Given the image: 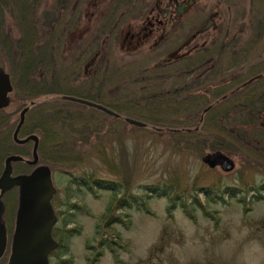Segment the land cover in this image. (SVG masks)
Listing matches in <instances>:
<instances>
[{
  "label": "rangeland",
  "instance_id": "rangeland-1",
  "mask_svg": "<svg viewBox=\"0 0 264 264\" xmlns=\"http://www.w3.org/2000/svg\"><path fill=\"white\" fill-rule=\"evenodd\" d=\"M142 1L145 4L153 2ZM213 1H207V5L209 2L212 5ZM137 2L138 0H64L63 20L56 25L53 34L48 33L45 25H39L37 29L43 41L53 36V71L50 70L48 76L57 80L55 90L101 99L114 107L121 116L117 119L77 102L59 104L64 106L68 114L80 115L90 129H95L90 140L84 139L83 142V160L87 164L84 170L92 172L91 168H96L103 175L101 170L104 166L97 153L101 145L106 147L109 155H113L115 162L123 170L122 176L127 179V183L122 182L121 190L115 193L95 186L92 190H87L77 180L72 181L74 177H79L77 170L80 169L70 167L54 170L47 164L51 168L55 186L51 200L55 213L64 211L65 228L75 229L65 241L68 251L56 252L49 258L50 263L59 264L64 259L68 261L66 264H264V198H256V190L249 188L264 182V144L258 138L248 137L243 139V145L228 143L226 148L219 150L234 160V169L225 172L219 167L209 168L201 161L204 154L215 151L209 149V135L203 134L196 141L197 138L184 134L176 137L172 130L160 129L161 124L169 121L179 127L183 125L181 123L188 114L186 106L182 109L184 104L178 101L172 104V101H153L154 96L157 98L167 90L187 86L193 76L206 69H211V72L204 74L206 80L210 79V84L215 85L234 78L246 68H255L261 44L256 35L258 25H263L261 36L264 37V24H260V21H264V0H222L221 5L228 12L225 34L216 40L215 45L209 44L211 50L203 58H182L168 64H165V60L179 42L164 45L156 51L149 50L146 45L129 54L126 52L128 43L123 32L125 24H119L120 34L116 39L112 35L108 36L109 20L105 18L108 9L112 7L122 11L138 4ZM40 4L36 18L49 6L56 5L54 0H40ZM204 17L205 15L199 16V20L204 22ZM3 31L12 38L18 36L15 20L9 14L3 22ZM215 33L216 35L212 33V38L218 37L222 32ZM222 40L225 46L220 51ZM94 55L97 59L92 65H87ZM4 68L9 72L7 60ZM210 74L212 76L209 78ZM42 75L43 70H39L38 76ZM199 79L204 80V76ZM206 94L205 98L199 95L194 97L198 102L196 107L201 104L198 113L206 103L211 102ZM63 95L73 94L40 95L35 100H65ZM7 109L13 112L15 120L19 118L20 103L18 105L14 101ZM164 109L171 112V116L158 118L159 112ZM152 110L158 113H153L158 117H150ZM244 111L242 109L241 113ZM125 117L146 123L148 122L144 119L149 117L156 119L155 123L158 125L150 126L148 123L141 127L126 122ZM244 121V114L239 116L238 112H231L225 124L232 129L244 131ZM19 137L23 138L21 135ZM29 147L31 149L32 142ZM198 173L200 186L216 183L235 186L241 190L232 197L224 195L225 201L219 198L207 201L205 194L200 192L199 198L211 212V216L203 215L200 209L193 206L194 217L189 218L180 207L169 217L166 213L168 199L146 193L141 187L177 178L182 186L190 188ZM217 194L220 195V192ZM260 194L264 196V193ZM123 195H127L129 201H132L129 195L140 196L139 203L144 202L151 214L140 205L137 208L132 202L129 207L113 211L122 221H110L107 207L114 196L118 198ZM242 196H246L245 202L237 201ZM63 201L68 203L61 205ZM16 206L17 204L10 221L3 213L7 234V246L3 255L5 263L10 253ZM61 220H57L58 223ZM102 239L108 240L111 247L99 245Z\"/></svg>",
  "mask_w": 264,
  "mask_h": 264
},
{
  "label": "trees",
  "instance_id": "trees-1",
  "mask_svg": "<svg viewBox=\"0 0 264 264\" xmlns=\"http://www.w3.org/2000/svg\"><path fill=\"white\" fill-rule=\"evenodd\" d=\"M63 1L64 0H54L56 5L49 6L46 11L40 14L41 16L36 18V12L41 6L40 0H0V66L4 67L5 60L9 62V74L13 84L9 106L16 101L18 105L20 103L21 110L24 106L29 104L30 100L34 101L33 105H29L25 120L19 130V136L25 137L32 133L39 136L37 149L39 162L48 164L54 170L76 167L80 169L77 170L79 177H74L72 181L77 180L76 182L81 186H85L87 190H92L93 186H95L115 193L121 190V183H127V179L122 176L123 170L121 166L115 162L113 155L111 156L108 154L106 147L100 145L97 151V153H99V160L104 166L101 170L104 176L100 175L96 168H91L93 170L92 172L84 170L87 164L86 161L84 162L83 160L84 152L82 149L85 146L83 142L87 139L90 140L95 129H90V126L83 121L80 115L68 114L64 106L59 105L60 103L67 105L66 103H71L69 101L60 99L35 100V98L40 95L46 96L53 93H67L101 103L114 109L110 104H106L101 101V99H95L92 96L57 91L55 90V87L58 85L56 82L57 80L55 77L48 76L50 70L53 71V65L51 66V63H53L52 55L55 44L52 35L43 41L37 29L39 25H45L48 28V33L53 34L56 25L63 20ZM7 14L14 18L17 25L18 36L16 38L10 37L6 31H3V22ZM203 57L204 56L201 58ZM39 70H43V75L45 77L43 75L41 77L38 76ZM241 78H243V76L239 75L238 79ZM238 82H240V80H238ZM210 83H212L210 79H205L199 83L192 79L190 83L186 84L187 86H182L181 89L167 90V92L158 95L157 98L154 96L153 101H165L167 103L172 101L171 104L178 101V103L184 104L182 109L186 106L188 110L186 119L182 121V123L180 122L183 125L179 127V125H174L169 121L166 124H161L160 129L167 131L172 130V133H174L176 137H182L180 134H184L189 137L197 138L196 141H199L198 138H201L203 134L209 135L211 139L209 143L210 150L226 148L228 143L243 145L244 141L241 138L243 130L239 128L235 130L225 124L231 112H238L239 116L242 114L241 112L244 108L240 105L242 99L239 97V94L233 95L225 105H223L224 101H217L213 108L206 112L204 119L199 121L198 114H200L201 111L198 113V107L199 105L201 106V104L196 107L198 104L197 100L194 99V97H196V91L198 89L202 90L203 86L207 87L208 95L206 97L209 96L208 98H217L219 95L226 92L225 88H220V85L223 83H216L215 85ZM195 86L198 87L195 89ZM202 98L205 97L203 96ZM114 111L116 110L114 109ZM153 113L158 114L152 110L150 117H152V115L158 117V115ZM170 113L171 112H167V110L164 109V111L159 112L158 118L162 119L164 116H171ZM18 119L15 120L13 118V112L9 111L7 108L0 110V173L3 169L6 156L14 153L24 157H31L32 147L30 149V142L17 144L13 140L12 134ZM144 120H146L150 126L158 125L155 123L156 119L152 120V118L145 117ZM148 123H146V126ZM193 123L195 124L193 125ZM235 131L238 132L236 133ZM231 132L234 133L231 134ZM256 135L257 138L259 136L258 139L264 141L263 131H258ZM47 151L50 152L47 154ZM31 169L32 166L24 161L13 163L14 173L29 172ZM199 179L200 173L195 176L190 188L182 186L180 180L177 178L163 180L162 182L158 181L155 184H145L141 187L146 193H154L156 196L166 197L168 199L169 204L166 207V213L169 217H172V212L177 207H180L184 215L189 218L194 217L193 206L194 208L200 209L203 215L211 216V212L206 209L199 198L200 192L205 194L207 201H214L215 198L225 201L224 195L232 197L237 191L241 190L235 186L216 183L200 186L198 184ZM243 182L246 184L244 179ZM249 188L256 190V198H263L259 192L264 190V182L258 185H251ZM217 192H220V195H218ZM129 197H132V201L128 200L127 195L119 196L118 198L114 196V199L107 207V214L110 221L113 219L122 221L119 215L113 214V211L125 206L129 207L132 205V202L135 203L137 208L140 205L146 212L151 214L144 205V202L139 203L140 196L129 195ZM188 199L191 200L189 201ZM240 200L245 202V196L237 198V201ZM3 201L5 204L4 215H6V218L10 221L15 205L17 204L16 191L10 190L7 192L4 195ZM67 203V201H63L61 205ZM71 206L76 205L71 204ZM64 213V211L56 212L58 220L60 218L62 220L61 223L57 221L52 228V235L57 241V247L50 253V257L56 252L62 251L66 253L68 251V246L65 241L73 234V231H75L73 228H65ZM99 245L105 248L111 247L108 240L103 239L99 241ZM67 262V260L61 259L59 264H66ZM4 263L5 257L3 256L0 259V264Z\"/></svg>",
  "mask_w": 264,
  "mask_h": 264
},
{
  "label": "flooded vegetation",
  "instance_id": "flooded-vegetation-1",
  "mask_svg": "<svg viewBox=\"0 0 264 264\" xmlns=\"http://www.w3.org/2000/svg\"><path fill=\"white\" fill-rule=\"evenodd\" d=\"M207 1L210 0H153L152 3L145 4L142 0H138V4L131 5L126 10L120 11L119 8L111 7L105 15V18L109 20L107 23L109 25L108 36L112 35L111 37L116 39L120 34L119 24L123 23L125 24L123 32H125L124 36L128 43L126 52L129 54L141 50L146 45L149 50L156 51L164 45L170 46L179 42L169 52L165 64L189 57L199 60L211 50L210 45H215L216 40L225 34L224 29L227 28L226 17L228 16H226L227 11H224L221 5L222 0H214L212 5L210 2L207 5ZM202 15H205L204 22L199 20V16ZM262 23L264 24L263 20L260 21V24ZM216 31L222 33L212 38L213 34L216 35ZM261 33H263V25H258L256 35L257 41L260 40L261 44L258 48L259 53L256 55L255 68H246L239 72V75L243 76L241 79H238L239 75H237L224 81L220 88H225L226 92L217 98L210 97L211 102L204 105L198 117L199 121L201 118L204 119L206 112L211 110L217 101L226 102L233 95L239 94L242 99L240 105L245 110L242 113L245 116L242 139L247 137L257 139L256 133L264 132V43L262 42L264 37ZM220 46H222L220 48L222 51L225 46L223 40ZM96 59L94 55L87 65H92ZM206 70L193 76V80L198 83L204 81L207 78L204 74L211 72V69ZM202 76L204 80L199 79ZM210 76L212 74L208 75L209 78ZM207 90V87L202 90L198 89L196 96L203 97ZM114 117L121 118L119 113ZM259 141L264 144L262 139Z\"/></svg>",
  "mask_w": 264,
  "mask_h": 264
},
{
  "label": "water",
  "instance_id": "water-1",
  "mask_svg": "<svg viewBox=\"0 0 264 264\" xmlns=\"http://www.w3.org/2000/svg\"><path fill=\"white\" fill-rule=\"evenodd\" d=\"M206 27V26H205ZM13 90L10 74L0 66V110L9 106L10 93ZM63 99L94 107L108 115H117L108 107L91 100L72 95H63ZM31 100L29 105H33ZM29 106L26 105L19 112V120L13 131V140L17 144L33 142L32 155L25 159L19 154H10L4 160V167L0 174V258L7 246L6 227L2 216L4 212L3 195L9 190L17 189V208L15 211L14 228L10 241V253L6 264H49V254L57 247V241L52 236V228L57 216L51 203L55 186L51 179L48 165L38 162V136L30 134L24 138L18 136L25 114ZM125 121L137 126L145 123L130 117ZM202 162L209 168L219 166L221 170H233L235 163L231 157L221 150L204 154ZM25 161L33 166L28 173H13V162Z\"/></svg>",
  "mask_w": 264,
  "mask_h": 264
}]
</instances>
